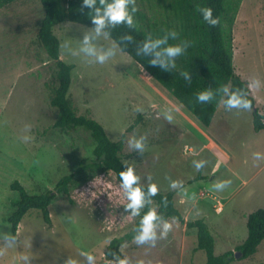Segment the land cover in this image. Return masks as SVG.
<instances>
[{
  "label": "rangeland",
  "instance_id": "rangeland-1",
  "mask_svg": "<svg viewBox=\"0 0 264 264\" xmlns=\"http://www.w3.org/2000/svg\"><path fill=\"white\" fill-rule=\"evenodd\" d=\"M165 2L132 0L129 6L143 26L162 28ZM42 17L39 0H16L0 8V264H66L68 259L89 264L85 252L95 257L91 264H99L110 240L141 221L144 202L134 216L126 207V190L111 173L78 170L82 161L93 158L88 132L52 128L58 118L50 105L56 68L37 39ZM54 33L59 58L74 65L68 98L76 114L96 120L111 141L125 134L121 158L134 169L137 182L173 191L184 221L200 219L207 225L215 255L235 251L246 238L247 216L264 208V131L253 130L252 110L220 103L204 130L103 32L96 35L92 28L62 22ZM86 35L97 54L111 51L102 64L81 50ZM232 50L235 73L264 101V0H241ZM258 109L264 110L259 102ZM205 135L218 148L206 147ZM135 140L143 150L130 144ZM67 174L73 175L68 195L57 194L48 206L50 226L32 209L13 238L6 221L13 211L10 202L17 199L11 183L40 194ZM151 207L155 211L154 203ZM165 223L170 225L166 232ZM152 232L142 242L125 243L122 259L128 264L205 263L204 252L196 250L195 229L167 220ZM231 264H264V239L252 256H239Z\"/></svg>",
  "mask_w": 264,
  "mask_h": 264
},
{
  "label": "trees",
  "instance_id": "trees-1",
  "mask_svg": "<svg viewBox=\"0 0 264 264\" xmlns=\"http://www.w3.org/2000/svg\"><path fill=\"white\" fill-rule=\"evenodd\" d=\"M14 1L16 0H0V8ZM39 1L43 17L37 31V39L47 58L54 62L56 68L57 86L51 91L50 105L57 109L58 118L51 126L59 130L82 128L88 132L94 143L93 158L82 161L78 170L104 169L121 185L119 173L128 168L121 158L125 134L119 140L111 141L96 120L87 115L76 114L68 98L74 65L67 64L59 58V39L54 33V27L62 22H74L94 29L95 25L91 20L93 10L84 6L82 0ZM240 3L241 0H166L163 5L166 21L162 22V28L143 26L133 12L134 26L106 25L102 32L107 33L106 36L116 44L119 51L135 61L202 128L209 127L220 102L224 106H229L226 101L236 94L242 101H250L248 107H244L243 104L239 106L252 110L253 130L258 132L264 130V117L256 108L248 83L235 73L232 64V25ZM201 7H210L211 18L218 17L219 22L215 25L205 22L203 14L199 11ZM129 11H132L130 6ZM126 36H130L131 39H125ZM156 39H163L164 43L147 53L142 51L146 40ZM169 45L180 46L181 52L168 57L163 49ZM155 52H161V56L157 57ZM154 59L158 61L155 65L150 63ZM161 60L163 63L159 62ZM201 93H210V96L207 100H200ZM136 124L137 121L127 130H132ZM72 181V174L64 175L52 190L40 194H29L18 181L12 182L9 188L17 194V199L10 202L13 211L6 219L12 237H16L20 221L26 212L32 209L40 211L44 224L50 226L48 206L57 194L68 195ZM137 184L145 194L142 216L152 210L151 205L154 203L157 217L153 221L154 226L167 220H174L185 224L186 228L195 229L196 250L204 252V264H231L236 253H240V259L248 258L256 252L264 239V208H260L247 216L246 238L235 247V251L229 250L215 255L214 238L207 225L200 219L184 221L182 214L175 207L173 191H156L155 194H149L148 186L138 182ZM141 231L138 220L133 230L111 239L104 251L105 261L99 264L122 260L120 248L136 238Z\"/></svg>",
  "mask_w": 264,
  "mask_h": 264
},
{
  "label": "clouds",
  "instance_id": "clouds-1",
  "mask_svg": "<svg viewBox=\"0 0 264 264\" xmlns=\"http://www.w3.org/2000/svg\"><path fill=\"white\" fill-rule=\"evenodd\" d=\"M84 6L93 10V14L91 16L92 23L95 25L93 29L96 35L102 34V29L105 28L106 25L115 26L119 24H125L129 27L134 26L135 20L133 16V12H135V8L132 11H129V4L132 3V0H99V6H97V0H82ZM199 11L203 14V20L208 24L215 25L219 22V18H211L212 9L210 7H201ZM105 36L107 33H103ZM175 35V33H173ZM125 39L130 40V36H126ZM164 43L163 39L156 40H146L143 44V49L145 53L150 50L156 49L158 45ZM84 47L81 49L82 51L87 52L89 55H95L96 60L99 63H103L106 59V56L111 55V51L108 53L97 54V51L94 46L89 45V37L86 35L83 41ZM163 52L166 53L168 57H173L178 55L181 52V48L178 45H169L168 47L163 49ZM157 57L161 56V52H155ZM158 61L152 60L151 64L155 65ZM163 63V60L159 61ZM174 66V65H173ZM210 96V93H201L199 94L200 100H207ZM227 104L235 107L241 104L244 107H248L250 101H242L241 98L233 94L227 101ZM170 118V117H169ZM135 148L143 150V144L140 140L130 141ZM199 166V165H197ZM120 183L122 187L126 190V198L128 200L127 208L133 209L132 215H137L139 208L143 205L144 202V192L141 190L137 181L139 177L134 173V169L132 167H128L126 170L121 171L119 173ZM157 191L156 185H150L148 188L149 194H155ZM156 213L154 210H149L140 221V226L142 231L136 237L138 242H142L153 236V221L156 219ZM165 232L169 229L170 225L165 223L163 225ZM87 260L89 264L95 259V257L90 252H85ZM26 259V257H25ZM66 264H77V262L73 259H68ZM119 264H128L127 259H122L119 261ZM142 264V262H141Z\"/></svg>",
  "mask_w": 264,
  "mask_h": 264
},
{
  "label": "crops",
  "instance_id": "crops-1",
  "mask_svg": "<svg viewBox=\"0 0 264 264\" xmlns=\"http://www.w3.org/2000/svg\"><path fill=\"white\" fill-rule=\"evenodd\" d=\"M243 80V79H242ZM248 86H250V94H251V96L254 98V100H255V104H256V108H257V110L259 111V109H258V102H259V105L264 109V101H263V99H262V97H261V95H259V92L260 91H258V93L256 94V91H255V89H254V87L252 86V84L251 83H249V85ZM252 91V92H251ZM220 103H222V102H220ZM220 105V104H219ZM219 105H218V107H219ZM217 107V108H218ZM216 112V111H215ZM259 113L261 114V115H263V117H264V110H262V111H259ZM263 122H264V119H263ZM195 126V125H194ZM210 126V125H209ZM197 128V127H196ZM198 129V128H197ZM207 129V128H206ZM205 130V129H204ZM262 131V130H261ZM264 131V130H263ZM199 132L203 135V133H202V131H200L199 130ZM204 136V135H203ZM205 137H206V135H205ZM206 144H205V146L206 147H208V148H212V149H215V148H218L217 147V145L215 144V142L212 140V139H209L208 137H206ZM174 203H175V194H174ZM220 206V205H219ZM220 208H221V210H222V207L220 206ZM257 251V250H256Z\"/></svg>",
  "mask_w": 264,
  "mask_h": 264
},
{
  "label": "water",
  "instance_id": "water-1",
  "mask_svg": "<svg viewBox=\"0 0 264 264\" xmlns=\"http://www.w3.org/2000/svg\"><path fill=\"white\" fill-rule=\"evenodd\" d=\"M240 256V253L235 254V258H238Z\"/></svg>",
  "mask_w": 264,
  "mask_h": 264
},
{
  "label": "built area",
  "instance_id": "built-area-1",
  "mask_svg": "<svg viewBox=\"0 0 264 264\" xmlns=\"http://www.w3.org/2000/svg\"><path fill=\"white\" fill-rule=\"evenodd\" d=\"M219 210H220V208H219V207L215 208V211H219Z\"/></svg>",
  "mask_w": 264,
  "mask_h": 264
}]
</instances>
